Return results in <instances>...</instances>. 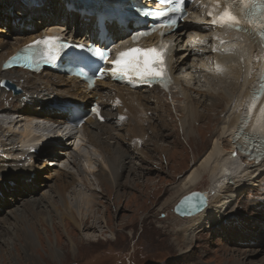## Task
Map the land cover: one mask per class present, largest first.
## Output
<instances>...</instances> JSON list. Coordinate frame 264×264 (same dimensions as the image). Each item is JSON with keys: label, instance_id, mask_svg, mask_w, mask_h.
I'll list each match as a JSON object with an SVG mask.
<instances>
[{"label": "rangeland", "instance_id": "rangeland-1", "mask_svg": "<svg viewBox=\"0 0 264 264\" xmlns=\"http://www.w3.org/2000/svg\"><path fill=\"white\" fill-rule=\"evenodd\" d=\"M17 12H12L15 16L12 14L6 16L15 18ZM2 19L4 16L0 15V21ZM71 28H74V24ZM0 36H5L3 41L14 44L13 38L15 39L17 32L14 31L10 38L1 31ZM208 61L205 58V64ZM185 69L181 71L182 74H178L180 77L183 75L182 80L188 73L184 71ZM195 77L198 83H194L185 91L188 92L189 100L184 128L176 120L177 117H181L179 112L175 111L173 105H168L169 108L165 107V111L159 109L156 113L148 111V115L144 116L145 121L139 125L140 128L136 127L146 138L142 149L141 140L138 146H133L134 141L124 130L125 125L122 129L115 128L113 131L115 134L112 133L113 140L102 138L104 146L110 150L112 156L119 155L122 151L125 156V159L122 158L124 168L115 169L123 175L116 181L117 184L113 183V185L109 177L111 175L107 174L110 167L104 165L109 161L108 153L95 145L88 144L86 132L81 133L76 141L69 142L68 145L63 144L64 147L58 155H49L51 152L48 154L45 152L43 155L40 152L35 154L34 168L30 172L28 161V164L21 161L19 164L24 168H20L22 165L16 164L13 159L19 157L24 159L21 151L17 150L27 143L19 144V140L17 141L21 138L22 132L47 136L44 130L36 128L35 124L42 128L54 124L34 120L31 122L23 120L19 123V119L15 116L9 115V118L6 116V123H3L0 132V142L5 139L3 131L11 130L16 133L13 139L18 145L16 144V148L11 150L0 146V166L8 167L4 171L5 183H2L3 173L0 174V185H3L0 187H8V180L13 179L14 176L8 174L9 171L16 174L14 179L18 181L20 178H27L28 173L35 174L37 167H42L44 164H46L45 171L49 170L53 173L64 171L65 174L70 175L66 176V181L70 180L72 175L76 185L70 186L65 193L66 203L71 210L70 213L67 212L68 214H65L61 198L55 194L54 189L49 188L51 183L45 180L44 187L27 188L20 184L18 191L8 198L6 195L0 198V210H2L0 211V264H264V247H256V244H252V247L248 246L254 250V253L250 259H246L241 252L247 251L246 246L250 244L243 240L240 244L237 243L240 237L243 238L242 236L252 239L254 243L264 242V177L259 182L260 186L256 184L253 190L246 189L238 195L236 202H232L225 210L216 212L210 219V225L195 232L188 246L181 241L180 229L190 222L183 220L188 218H180L173 213V206L169 205V200L175 196L172 193L173 188L177 187L189 171L196 168L207 155L214 140L222 132L224 120L227 118L225 108L230 107L229 102L233 101L230 98L236 96L233 87L231 89L230 86L228 88L225 86V79L216 82L215 88L209 81H206V84L199 82L198 79L201 78L199 73H195ZM140 95L149 100L147 101L151 109L154 108V99L148 92H142ZM226 99H228L227 104ZM168 103L171 102L165 100L164 104ZM193 104L194 109L202 106L198 109L203 113L202 117H190L194 112ZM12 119L13 123L8 124ZM162 124L164 127L161 128ZM157 130H161L164 136L154 137L153 134ZM117 136L122 137L118 141H124L120 148L117 146V138H114ZM75 151L82 154V158L72 160L69 155L74 154ZM43 157H47L46 160L49 161L44 162ZM73 161H77L78 167L72 164ZM19 170L27 173L20 176ZM40 181L41 179L37 180L38 186ZM85 183H88L92 191L84 192ZM209 184L207 177H204L193 191L206 192ZM80 187L83 188L79 189ZM24 193L32 195V198L25 196ZM117 194L120 196V203L114 206V196ZM84 195L94 197L92 203L95 204L90 219V222L95 219L93 221L95 223L87 229L78 224L83 212H78V204L74 201L75 196L80 200ZM253 201L259 203V206H252ZM29 202H37L39 205H36L37 208H31ZM45 214L51 217L50 223L43 222L42 218ZM54 252H59L60 255L56 256Z\"/></svg>", "mask_w": 264, "mask_h": 264}, {"label": "bare ground", "instance_id": "bare-ground-1", "mask_svg": "<svg viewBox=\"0 0 264 264\" xmlns=\"http://www.w3.org/2000/svg\"><path fill=\"white\" fill-rule=\"evenodd\" d=\"M37 1H41V0H37ZM31 3L32 2H28V7H31V5H32ZM63 3H64V0H63ZM72 4H75V3L73 2ZM46 14H47V12L43 13L37 20H35L31 16H28V17H26L25 23L23 25H18V24L16 26L14 25L13 29H15L14 31L17 32V36H15V39L13 38L14 44L13 43H7L6 41H3V38H5V36H0V49L3 48V52L0 54V63L6 56H8L12 52H14V50L17 47L22 46L23 44L32 42L33 40H35L36 38H38L40 36V34L35 33L36 25H38V22H40L42 20L43 16H45ZM55 18H57L56 19L57 24L56 25H54V24L50 25V29L53 32H54V30L61 28L62 30H60V31H64L63 33H67V31L64 30L66 28L65 23L68 25L72 24L71 27L74 24L73 29L80 28L82 25H84L82 22L76 21L71 16V14L64 11V9L60 10L59 14L56 13ZM16 20L19 21L17 17L13 18L11 16H4V19H2V21H4L7 26L11 25L12 22H14ZM62 21H64L65 23L59 24ZM57 25H59V26H57ZM60 25H62V26H60ZM16 27H17V29H16ZM27 27H31L32 30L28 31ZM98 27H99L98 36L99 35L101 36L103 34V32L100 31L101 26H98ZM60 31H57V33H61ZM52 34H56V33H52ZM202 37L203 36L196 35L194 37H191V40L193 42H195V41L200 42L202 40ZM175 38H178V37H175ZM225 39L226 40L229 39L228 43H230V44L236 43V41L233 39V37L231 35L225 36ZM171 40H173V39H171ZM252 47H253L252 45L247 46V48L250 50V53L246 54L247 61H244L243 52L238 47H234L232 45L231 46L229 45L227 50L219 56L218 64L217 65L213 64V67L211 65L208 66V64L210 63V59H208V54H207L206 58L209 61L206 64H194V62H191V60H193L195 58V55H191L190 49H185L184 53L186 54V62H185V64H180V70L175 71L173 73L172 77H176L178 74H182L181 71L184 68H186L184 71L188 72V73L185 75V78L182 80L183 75H182V77H180L181 80L183 82H185L184 85L186 86V88L184 86L181 87L178 84L181 82H177V85L174 88H171L170 92L167 93V92H163V91L159 90L158 88H155V86H153L152 88L145 89V90L141 91L139 94H136L134 107H130V109H129L130 110L129 121L127 122V124H125L124 130H126V133L128 132L130 134V139H132V141H134L133 146L134 145L138 146V142L140 140H141V142L143 141V144L145 146L146 141L144 139H146V138H144L145 135H143L142 131L139 129L140 128L139 125H141V123H143L145 121V117L148 115V113H147L148 111H151L152 113L153 112L156 113L158 111V109H159V111H165V109H166L165 107H167L168 105H173L176 108L175 111L179 112V114L181 116V117H177L176 120L178 121V123L180 125H182V128H184L185 125L183 123L186 121L185 115L187 114L186 108L188 107L187 101L189 100V97L187 96L188 92L186 93L185 91H187L188 87H190L191 85H194V83H198V82H196L195 73H199L201 75V78L198 79L199 82L206 84V81H209L210 85L214 86L215 88H216V82L218 83V81L225 79V86H227V88H228V86H230L231 89L233 87L234 91L236 92V96L233 99L230 98V100H233L232 103L230 104V107L227 105L228 108H225V111L227 113V118H225V120H224L225 123L222 126V132L214 140L213 144L211 145V149L209 150L207 155L203 158V160L197 165V167L192 168L189 171V173L185 176V178L182 181H180L181 183L177 187L173 188L172 193H174L173 195H175V196L169 200V205L174 206L176 204V202L182 196L186 195L188 192L195 190L197 188V186L202 182L203 178L207 177L210 184H209L207 191L205 192L206 198H207L206 207L204 208V210L202 212L198 213L197 215H194L193 217H190L188 219H183L184 221L188 220L190 222L189 224L184 225L180 229V232L182 234L181 235V241L186 246L189 245V243L192 240V237H193L195 232H199L200 230H203L210 225V219L216 212H221V211L225 210L226 208H228L232 202H236V200L238 199V195L243 193L246 189H252L253 190L256 187V184H258V185L261 184L259 182H260V180H262V177H264V74L262 73V66H264V53H263V55H261L260 52L252 50ZM220 48H223V46ZM211 61H213V60L211 59ZM212 68H213V70H212ZM211 73L213 74V76L210 75ZM1 79L10 81L12 83H15V80H16L17 83L12 84V86H11L14 94L6 91V89L0 88V113L3 114V115L0 114V122L2 124V125H0V132H1V129L3 127V123L4 124L6 123V121H5L6 116H7V118H9L8 117L9 115H13L17 119H19V123L23 120H25V121L27 120L28 122H31V120H34V121H41V122L45 121V122L57 123V124H54L53 126H50V127L43 126V128L39 127L38 124H35V127L40 128L41 130H44V132H45V134H47V136L51 135L52 141L46 147L51 146L52 149H56V150L47 151L46 154L51 152L49 155H51V154L58 155V152L62 151V149L64 147L63 144L67 143V145H68L69 142L76 141L78 139V137H76L77 136L76 131L70 130L69 128L63 126V124H64V118L63 117H59L58 120H56L54 122L50 118H47V117L45 118V115L50 116L47 112L48 108L44 109V112L38 114V116H36L38 118H35V119L32 118V116L30 117L31 113L28 111L30 110L31 107L29 108V105L26 104L27 109L25 111H21L22 110L21 107L23 106L22 104L25 102V100H27V98L30 100V103L32 105L42 106L44 104V101L48 100L47 96H49L53 93V91L55 89V84L49 80L48 72H45L39 76H34V75L32 76V75H29L28 73L25 74L23 72L16 71V70L3 72V71H1V68H0V81H1ZM21 80H24V82H25L22 85V88L19 86ZM253 84H255L257 86V89L251 88ZM43 85L46 88L45 94H42V92L40 91L42 88H44ZM142 92H148L149 95L154 99V104H153L154 108L151 109L149 107V103H148L149 100L147 99L148 100L147 101L144 96L140 95V94H142ZM259 93H260V97L255 104H251V105L246 104L245 99L247 97H249V96L255 97ZM209 95H211V94H209ZM61 96L63 98L64 104L68 105L69 99L65 98L64 94H62ZM79 96H80L79 94H76L75 98H79ZM212 96H213V94H212ZM8 100H10V102H8ZM165 100H169L171 103L164 104ZM83 101H85V100H83ZM226 101H227L226 102V104H227L228 99H226ZM193 106H194V104L192 105V108H193ZM200 107H202V106H200ZM200 107L199 108L196 107L195 109L193 108L194 112L193 113L191 112L193 115V116H190L191 118H195V117L200 118L203 116V113L198 111V109H200ZM24 108H26V107H24ZM168 108H169V106H168ZM138 109L144 110L143 115L140 116L139 118H138ZM208 109L210 110V108H208ZM248 109L250 111L251 116L247 121H243L245 123V125L243 128L238 130L239 137H240V139L245 140L248 143L250 141H254L257 139L262 141V144L258 147V149L254 150V153H255L253 156L254 158L250 161H248V160L246 161L245 159H242L243 154L241 153V150H240L241 145L238 143V141L233 140V137L230 134L232 131L231 127H233V125L239 120V117L241 116L242 111L248 110ZM170 114H171V112H170ZM41 118H44V119H41ZM158 119H160V117ZM10 121L11 122H8V124L13 123V119ZM137 126L139 127L138 129L136 128ZM142 126H144V125H142ZM162 127H164L163 124H162L161 128ZM165 129H167V127H165ZM114 130H115V128L113 126L107 127V125H100L98 127L96 126V128H92V127L86 128L85 127V129H84V132L87 133L86 142H88V144H90L91 146L95 145L100 150H103L104 152L108 153L109 161L104 165H106L107 167L108 166L110 167V169L108 168L107 174H110L113 177L112 178L111 176H109L111 178V182H112V183L110 182L111 185H113V183L117 184L116 181L120 180L119 178L122 177V175H123L122 172L119 173L116 170L124 168L122 158L125 159L123 151L122 152L120 151L121 153L120 154L118 153L119 155L112 156L110 150H108L104 146V140H102V138H105L108 140H113V134L112 133H114L113 132ZM91 131H94L93 134H91ZM160 131L161 130H157L153 134V136L159 137V138L163 137L164 135ZM98 135L101 137L98 138ZM124 135L126 136V134H124ZM15 136H16V133L11 132V130L10 131H3V137L5 139H3L2 142H0V146L3 148H6V149L10 148V150L12 148H16V144L18 145V143L13 139V137H15ZM125 136H123V137H125ZM28 137H31V133H29L27 131L22 132L21 138L17 139V141L19 140L18 141L19 144H22V143L25 144L26 143L25 139H27ZM118 137L119 136L114 137V138H117L116 141H118V139L120 140V137L119 138ZM38 139H40V138L39 137L32 138L34 143H36ZM121 139H122V137H121ZM109 143H110V141H109ZM123 143H124V141H118L117 146H119V148H120L123 146ZM19 146H21V145H19ZM84 146H86V145H84ZM17 150L21 151V156H24V155L26 157L30 156V154L27 153L29 151V149H27L24 146H23V148L21 147L20 149H17ZM36 150L38 152L40 151L38 149H36ZM118 151H119V149H118ZM73 153L74 154L69 155L72 160H76L79 157L82 158V156H81L82 154H78V153H76V151ZM28 158L29 159H27V161L29 162V172H30L32 170V168H34V166H33L34 160L33 159L35 158V156L32 155ZM43 158L44 159H42V160H44V162L49 161V160H46L47 157H43ZM13 160H15L14 162L16 164H19L22 161L21 157L15 158ZM5 163H6V161H5ZM72 164L75 167H78L77 161L76 162L73 161ZM19 165H22V164H19ZM22 166H20V168H24V166L23 167ZM45 166H46V164H44L42 167H37L35 174L39 175L40 177L36 176L33 173L27 174V176H28L27 178H33L31 183L29 182L28 179H26V177L20 178L18 181L15 180L14 177L16 176V174L13 173L12 171H9L8 174L13 175L14 177H13V179L8 180L9 181V182H7L8 187H6V186L0 187V189L1 190L4 189V193H8V192L14 193V192L19 190L18 189L19 188L18 183L21 180H23V182L26 184L23 186H27V188L29 186H37L38 188H41V187L46 186V183L44 182V180H45V181L51 183V185H49V188L54 189L55 194H57L58 197L61 198V202H63L65 214H68L67 212H69V211L71 212V210H70V207L68 206V204L66 203L65 193L70 186L76 185L74 182V178L71 175L70 180L66 181V176L68 177L70 175H68L67 173L65 174L64 171L63 172L55 171L54 173L50 172L49 170L45 171L44 170ZM47 166H49V165H47ZM35 167H36V165H35ZM6 168H8V167H6ZM6 168L4 167V165L0 166V174L3 173V176H4V180L2 183H5L4 171ZM24 170L23 171L19 170L18 175L24 176L23 174L27 173V171L24 172ZM120 171H123V170H120ZM113 173H115V174L113 175ZM8 178H10V177H8ZM17 178H18V176H17ZM38 179H41V181L39 182V186H38V184H36ZM104 179L102 180V182H104ZM133 181H134V178H133ZM12 183H13V185L10 186ZM99 184H101V182H99ZM0 186H3V185H0ZM81 186H83V185H81ZM83 187H84V192H85V190H86V192L87 191L89 192L90 190L92 191V189H90V186H88V183L87 184L85 183V185ZM83 187H80L79 189H81ZM87 187H89V190H87ZM22 189H24V188H22ZM28 192H29V190H28ZM24 195L29 196L30 199L32 198L31 197L32 195H29L27 193H24ZM118 195L119 194L114 196L115 202H113V205L114 204L118 205V203H120V201H119L120 196H118ZM76 196L74 198V201L76 204H78V207H77L78 212H83V217H81L80 223H78V224L80 227L82 226L83 228L87 229L93 223H95V222H93L95 219L92 220V222H90V219L92 218L93 213H94V211H93L94 207L93 206H95V204L92 203V200H94V197H92V196L86 197L84 195L82 198H80V200H77L78 197H76ZM43 197H42V200H43ZM110 200L112 202V199H110ZM37 202H33V203L29 202L28 205H30L31 208H37L36 205H39V203H37ZM253 202H254L253 204L251 203L252 206H254V205L259 206V203H255V201H253ZM47 205H49V204L47 203ZM255 208H257V207H255ZM0 209H1V207H0ZM0 211H2V210H0ZM17 213H18V211H17ZM63 213H64V211H63ZM62 216H64V215H62ZM21 217H22V215H21ZM42 220H43V222H48V223H50L52 221L51 217L48 214H45V216H44V218H42ZM211 224H213V223L211 222ZM79 226H76V228L80 229ZM242 237L243 238L240 237V239L238 240L237 243L240 244V241L243 240L247 244H250V245L246 246L247 249L244 248L247 251L241 252L242 255L244 256L243 258H246V259L249 258L250 259V257L254 253V250L250 249L248 246H251L252 244H256V247H258V246L264 247L263 241H261V242L256 241V243H254L252 241V239H249L247 237H246L247 238L246 239L244 236H242ZM58 253L59 252H54V254H56V256L60 255ZM241 253L239 255H241ZM263 259H264V255H263Z\"/></svg>", "mask_w": 264, "mask_h": 264}, {"label": "snow or ice", "instance_id": "snow-or-ice-1", "mask_svg": "<svg viewBox=\"0 0 264 264\" xmlns=\"http://www.w3.org/2000/svg\"><path fill=\"white\" fill-rule=\"evenodd\" d=\"M154 2H158L164 7L161 10L151 12L150 14L158 17H168L161 27L167 26L174 29L177 19L180 18L184 12L183 5L185 4V0H154ZM252 7L255 9L257 8V5L253 4ZM258 11L261 15H264V0H260ZM208 15L211 17V11H209ZM252 15H255V12ZM212 23L219 24L221 27H233L234 25H238L239 21L236 16L226 8L219 18L213 20ZM145 34L146 33H137L136 36H142ZM136 36L133 38L135 39ZM261 37L264 38V32H261ZM53 41L54 38H46L45 40H38L34 42L36 45L44 43L49 46V50L40 57V59H43L45 63L54 61L56 58L51 52V45ZM75 47L85 48L84 45H75ZM164 47L166 46H161L159 49L131 48L127 51L119 53V55L111 61L109 60V49L107 48L97 47L93 49L92 47H88L87 51L96 57L97 60L102 61L105 64H110V71L113 76H119L120 79L132 77L141 83L149 84L153 79H159L163 84L166 80V68L163 58L164 52L162 51ZM21 62L23 66L31 68L33 64L38 63L39 60L33 53H28L27 55L21 57ZM104 71L105 69H100L101 76H103Z\"/></svg>", "mask_w": 264, "mask_h": 264}, {"label": "water", "instance_id": "water-1", "mask_svg": "<svg viewBox=\"0 0 264 264\" xmlns=\"http://www.w3.org/2000/svg\"><path fill=\"white\" fill-rule=\"evenodd\" d=\"M6 86H9L6 83ZM207 205L206 193L191 191L182 196L173 206L172 211L180 218H190L202 212Z\"/></svg>", "mask_w": 264, "mask_h": 264}]
</instances>
